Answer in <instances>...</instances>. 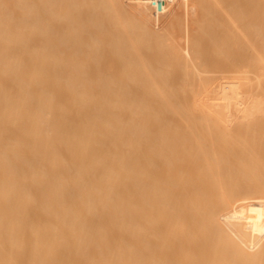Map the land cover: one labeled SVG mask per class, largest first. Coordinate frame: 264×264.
Here are the masks:
<instances>
[{"label": "bare ground", "instance_id": "bare-ground-1", "mask_svg": "<svg viewBox=\"0 0 264 264\" xmlns=\"http://www.w3.org/2000/svg\"><path fill=\"white\" fill-rule=\"evenodd\" d=\"M256 145L264 0H0V264H264Z\"/></svg>", "mask_w": 264, "mask_h": 264}, {"label": "rangeland", "instance_id": "rangeland-1", "mask_svg": "<svg viewBox=\"0 0 264 264\" xmlns=\"http://www.w3.org/2000/svg\"><path fill=\"white\" fill-rule=\"evenodd\" d=\"M260 148H258V146L256 145V149L254 148V150H253V158L251 160V163L249 164V162H248V166H247L249 169L251 168V171H252V172H250V176H249V178H247V181L253 186H255L257 184H259V186L264 185V174L258 171L259 166H258L257 157H258V154L260 152H262V149H260ZM254 195H255V193H254ZM253 211L256 212L255 209H253ZM259 223H260V221L257 218H254L253 223H252L254 231H256L255 228L257 227V225ZM253 240L255 241V246L257 248L260 247L258 243L264 242V239H262V237L259 238L258 236H254ZM247 241H248V239H246V242ZM256 255H257L256 253H254V254L249 253L247 249L244 252V258L246 259V261H248L251 258V259H253L254 262H256V257H257Z\"/></svg>", "mask_w": 264, "mask_h": 264}]
</instances>
